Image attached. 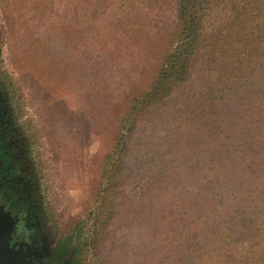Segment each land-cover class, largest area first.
I'll return each instance as SVG.
<instances>
[{
  "label": "rangeland",
  "instance_id": "374dc122",
  "mask_svg": "<svg viewBox=\"0 0 264 264\" xmlns=\"http://www.w3.org/2000/svg\"><path fill=\"white\" fill-rule=\"evenodd\" d=\"M180 3L0 0V113L6 125L0 156H10L6 180L20 178L35 195L30 222L41 220L46 247L54 249L45 262L264 264V174L246 195L228 189L217 165L201 163L198 173L200 167L192 171L188 161L182 163L183 154L189 164L197 163L199 148L187 151L196 141L236 143L227 144L225 172L242 175L258 164L264 173V0H210L191 79L175 91L173 103L154 113L167 120L159 119L158 129L148 132L145 168L177 158L175 174L180 171L190 183L165 193L148 190V196L141 187L151 175L132 181L131 153L125 178L103 186L111 195L105 223L98 228L91 220L101 200L94 194L104 155L115 144L117 124L109 116L132 83L147 87L153 80L159 59L175 41ZM208 111L219 128L199 136ZM157 143L164 145L155 148ZM248 149L255 152L251 161H245ZM214 180L223 189L208 187L203 207L191 210L189 219L177 206L181 221L152 219L161 202H193L186 190L193 188L195 197L194 188Z\"/></svg>",
  "mask_w": 264,
  "mask_h": 264
},
{
  "label": "trees",
  "instance_id": "16d2710c",
  "mask_svg": "<svg viewBox=\"0 0 264 264\" xmlns=\"http://www.w3.org/2000/svg\"><path fill=\"white\" fill-rule=\"evenodd\" d=\"M209 11L210 0H181L180 8L177 9L176 14V31L173 35L175 36L173 38L175 41L169 44L164 55L159 59L160 63L153 80L147 87H144L143 83H132L129 93H126L123 98H120L115 109L112 111V114L109 116L108 121L110 123H116L117 125L113 141L111 142L115 144H113L112 148H110L104 155L105 160L103 165H101V182L94 194L101 199L96 207L98 208V211L95 217L91 219L94 220L95 223L99 222L100 225L93 224L98 228L105 223V203L111 197L108 193V189L104 187H108V185L111 184L110 181L113 179L121 177L125 178L124 174L130 170L129 161L131 160V153L132 181L141 173L151 175L141 187L148 193V196L151 195L148 190L156 193H165L171 186L185 184L186 182L190 183L188 181V176H182L180 171L175 174V172L178 171L176 167L177 158H171L168 159V161L166 159V162L157 165L160 167L156 166L157 163L151 162L149 166L145 168V157L148 154L145 146L151 145L150 142L152 139L150 135H148V132L158 129V120H167L166 115L161 113L162 115H158L157 117L154 113H156L157 109L173 103L175 100V91L191 79L194 59L199 49H197L198 43L204 36L205 32L202 33V31L203 28L205 30V23ZM178 102L180 101H176V103ZM183 106L185 107L187 104ZM178 113L186 117L184 112L182 114V112L180 113L178 111ZM206 116H208V118L204 119V124L202 126L200 124L199 128L196 130V132H199V136H201V132H204L206 135H211L212 133L215 135L219 128L216 126L213 117H211L212 112L208 111ZM190 133H193V130H191ZM186 134L189 137L188 131H186ZM181 137L183 138V136ZM196 143L197 144L192 145L193 148H187V151L190 153L191 150L196 151L195 148H199V151H196L197 163L195 166L189 164L191 160L188 159L187 155H182L183 165L184 160L188 161L187 169L196 171V169L200 167V171H198V173H200L201 163L204 166H206L205 163L214 166L217 165V167L221 169V176L223 174V177L228 181V189L231 188V190L239 192L240 194L244 192L246 195H252V189L250 186L253 185L257 178L264 174L261 169H256L258 164L254 167H249V171L247 169V172L245 171L242 175H238L236 171L228 170L225 172L226 168H223L222 162L228 154L227 151H229L227 144L235 146L236 143L202 144L197 141ZM171 144L172 147L175 149L177 148L178 143ZM210 144L216 146H211ZM160 145H164V143H157L155 148H159ZM210 146L211 149H209ZM250 153L255 152L248 149L244 155L246 158L245 161H251L248 157ZM201 158H204L205 161L202 162ZM260 164L261 166L263 165L262 162H260ZM250 166H252V164H250ZM168 171L172 172L169 174ZM192 186L193 185L190 187ZM255 186L256 185H253V189H255ZM208 187L223 189L220 183L215 180L205 184L203 188H201V185L194 188L193 193L196 195L195 197L192 194L193 188H190V190L187 189L186 192L192 196L193 202L188 201V203L180 204L177 200L167 199V202H161L158 205L157 212L154 211L150 213L152 219L164 220L161 221L162 224H166L167 222L175 224L174 221H181V216L177 214L176 209L174 208L175 206H177L179 210L186 212L189 219L191 210L194 212V209L198 208V206L203 207V198L205 194L209 193L206 192ZM218 197L219 195L214 199L216 205L219 204ZM149 200L151 202V198ZM195 202H197L196 205ZM110 203L112 202H108V204ZM257 220L262 219L261 217H258ZM253 222H255V220H253ZM178 227H182V225H179ZM93 234L89 237V241L92 244L97 236V230L94 229Z\"/></svg>",
  "mask_w": 264,
  "mask_h": 264
},
{
  "label": "flooded vegetation",
  "instance_id": "af4514ba",
  "mask_svg": "<svg viewBox=\"0 0 264 264\" xmlns=\"http://www.w3.org/2000/svg\"><path fill=\"white\" fill-rule=\"evenodd\" d=\"M1 98L0 96V102ZM2 108L0 103V112ZM4 124L0 113V131L2 132L6 127ZM9 157L0 156V260L5 261L6 264H8L7 259L12 260L14 264H25V260L27 264H50L45 262V259L50 258L54 249L52 250L50 246L46 247L48 241H45L42 234L41 220H36L34 224L30 222V214L32 210H35V195L30 192L29 184H20L22 182L20 178L17 179L18 181L6 180V171L10 172L9 168H11L8 164ZM22 186L27 187L28 195L22 196L21 192L24 194Z\"/></svg>",
  "mask_w": 264,
  "mask_h": 264
},
{
  "label": "water",
  "instance_id": "95a60500",
  "mask_svg": "<svg viewBox=\"0 0 264 264\" xmlns=\"http://www.w3.org/2000/svg\"><path fill=\"white\" fill-rule=\"evenodd\" d=\"M7 261H8V262H7ZM6 262H7L8 264H14L13 261L10 260V259H7ZM0 264H6V263H5V261L2 262V261L0 260Z\"/></svg>",
  "mask_w": 264,
  "mask_h": 264
}]
</instances>
